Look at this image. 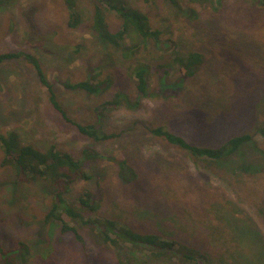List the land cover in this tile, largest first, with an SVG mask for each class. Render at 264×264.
<instances>
[{
    "label": "rangeland",
    "instance_id": "obj_1",
    "mask_svg": "<svg viewBox=\"0 0 264 264\" xmlns=\"http://www.w3.org/2000/svg\"><path fill=\"white\" fill-rule=\"evenodd\" d=\"M92 1L79 0L82 21L73 29L67 27L60 0L0 4V55L32 53L71 121L53 108L27 62L8 61L0 64V133L15 131L23 143L39 149L55 145L77 159L84 149L96 151L100 160L84 164L91 179L76 182L66 195L87 216L76 199L85 190L94 194L100 209L90 220L108 218L187 242L207 254L211 264H264V133L260 132L264 128V47L257 51L250 45L253 40L264 43V24L252 27L255 35L250 27L258 0H225L217 9L192 5L199 15L195 22L167 0H125L149 16L162 40L173 43L169 50L161 44L143 52V61L159 65L176 50H201L209 53V59L183 84L182 92L188 91L181 99L175 94L149 97L137 110L122 105L105 113L104 131L115 136L101 143L81 135L74 124L95 123L94 109L104 98L67 90L64 83L83 81L98 69L104 78L119 76L112 92L120 88L131 99L136 92L134 79L124 73L127 64L119 51L101 44L91 31ZM111 15L107 21L116 31L119 21ZM132 40L126 39L125 45ZM158 85L152 70L148 92H155ZM206 90L210 97L198 95L208 94ZM158 126L206 147L257 131L233 158L215 162L193 159L153 136L150 131ZM1 158L0 153V162ZM121 162L137 179L127 181ZM49 203L46 182L16 184L14 171L0 166V249L26 242L32 252L29 264H117L89 226L65 218L70 226L76 225L80 244L71 234H61L55 224H44Z\"/></svg>",
    "mask_w": 264,
    "mask_h": 264
},
{
    "label": "trees",
    "instance_id": "obj_2",
    "mask_svg": "<svg viewBox=\"0 0 264 264\" xmlns=\"http://www.w3.org/2000/svg\"><path fill=\"white\" fill-rule=\"evenodd\" d=\"M9 0H0V4ZM66 9L68 20L67 27L76 28L81 23V15L78 10L79 0H60ZM178 9L189 21L195 22L198 19V11L192 5H208L211 8H220L225 0H167ZM258 8L253 14L251 32L256 23L264 24V0H258ZM91 13V31L101 44L119 51L120 56L127 66L125 71L129 72V78L135 81V99L124 93L120 88L113 91L116 85L115 78L119 76L108 74L101 76L98 69H93L83 81L76 83H64V88L71 91H79L90 97L104 98L95 107V123L80 125L74 124L78 132L90 140L101 143L115 135L106 134L104 131L105 113L117 110L124 105L129 110H137L144 98L165 97L169 98L175 94L181 99L185 92L183 84L195 76L197 70L209 59V53L201 50L182 52L173 51L168 55L165 63L151 66L140 57L143 52H149L153 47L161 44L170 49L173 44L169 39L162 40V33L153 27L149 16L141 10L132 7L125 0H93ZM117 16L119 27L111 31L107 18ZM254 26V29L252 28ZM261 31V29H260ZM260 35V34H259ZM133 39L125 45L126 39ZM257 51L264 47V43L255 42L250 44ZM216 56L217 54H211ZM23 60L35 71L40 83L47 90L49 101L53 108L67 122H71L65 111L58 102L53 85L47 80L45 73L38 59L30 52L4 53L0 55V64ZM155 70L159 78V85L155 92H148L149 76ZM170 84H169V83ZM170 89V90H169ZM174 92H172V91ZM168 92V94H163ZM208 94L198 92V95ZM111 93V97H109ZM105 96V97H104ZM253 132L244 133L225 139L219 146H199L186 141L183 137L174 134L164 126L151 129V134L162 139L168 145L179 149L193 159H208L215 162H226L233 158L240 149L252 140ZM264 133V128L260 130ZM0 166L11 169L15 174L16 184H27L29 182H46L50 186V203L44 215V224H55L61 234H71L78 243H82L77 232L76 225L89 226L99 237L101 243L110 249L117 264H148L157 261L165 264H211L207 254L194 245L174 238H164L159 233H150L135 230L134 228L119 224L117 221L97 217L90 220V216L98 214L100 204L90 191H83L77 197L76 203L85 210L88 215H82L81 211L74 208L72 203L67 201L66 195L70 192L71 186L78 181H89L91 176L84 170L86 162L100 160V156L93 149H84L81 152V159L68 152L59 150L55 145L46 149H39L33 144L23 143L15 131L0 133ZM122 173L128 176V182L137 179L136 174L131 171L124 162L118 163ZM65 218L76 225L70 226ZM127 244V247H126ZM30 245L24 241L17 242L13 248L0 249V264H29L31 260ZM143 256L141 260L139 257Z\"/></svg>",
    "mask_w": 264,
    "mask_h": 264
}]
</instances>
